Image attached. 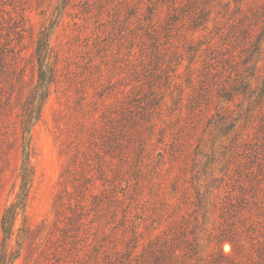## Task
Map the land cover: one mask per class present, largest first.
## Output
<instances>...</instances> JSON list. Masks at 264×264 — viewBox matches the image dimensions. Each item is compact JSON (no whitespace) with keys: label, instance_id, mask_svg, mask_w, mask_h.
Wrapping results in <instances>:
<instances>
[{"label":"trees","instance_id":"trees-1","mask_svg":"<svg viewBox=\"0 0 264 264\" xmlns=\"http://www.w3.org/2000/svg\"><path fill=\"white\" fill-rule=\"evenodd\" d=\"M109 1L113 15L125 8L135 18L132 44L138 48L140 59L134 74L139 79L140 67L145 81L130 91L122 90V96L104 109L95 103L92 109L85 96L79 97L80 115L74 122L77 139L67 144L66 135V151H61L66 159L55 198L60 209L56 211L54 230L48 233H58L57 247L49 259L55 261L47 264H64L61 260L70 254L72 264H264V0L253 1L246 8L240 6V0H234L233 8L231 0ZM71 2L57 0L55 16L37 35L36 84L21 107L19 187L0 219V264H14L22 247L30 248L35 235L43 230L41 226L32 229L26 214L34 175L31 130L55 83L50 40ZM195 34H200L198 39ZM5 36L0 22V78L6 71L8 52H12L10 39ZM124 39L129 44L126 36ZM169 40L190 43L193 58H200L195 76L197 89L190 96L185 119L192 124L197 113L204 115L206 106L216 111L206 122L203 136H208L200 137L192 150V144L173 128L172 121L164 128L153 121L155 118L165 124L163 111L171 109L166 105L167 94L173 106L177 104L169 90L176 85L175 71L160 48ZM158 80L167 94L156 92ZM220 99L224 106L218 102ZM0 116L2 119L1 112ZM247 127L254 130L253 137L246 133ZM169 131L172 142L168 145L160 141L154 154L151 137L164 138ZM215 138H220L218 144H213ZM207 143L211 146L209 152L200 153V145L207 147ZM159 144L163 147L158 148ZM187 146L188 163L183 168L179 163ZM165 155L171 168L175 165L181 170L174 179L194 184V198L189 201L182 189L181 202L191 203L202 217L205 213L201 210L208 207L219 211L217 232H209L207 239L197 233L202 229L196 216H182L178 223L164 220L170 226L148 236L145 245L141 243L144 232L140 225L150 220L152 224L144 228L156 224L153 231L175 209L161 191L169 173V167L159 168ZM222 182L230 190L222 191ZM144 188L148 189L146 196ZM172 190H176L174 185ZM83 238L87 250L81 253L79 242ZM13 239L17 248L11 251ZM223 242L231 245L229 255L221 250ZM46 250L40 252L44 260L48 259Z\"/></svg>","mask_w":264,"mask_h":264},{"label":"rangeland","instance_id":"rangeland-1","mask_svg":"<svg viewBox=\"0 0 264 264\" xmlns=\"http://www.w3.org/2000/svg\"><path fill=\"white\" fill-rule=\"evenodd\" d=\"M240 1V6L246 8L253 1L263 0ZM56 2L57 0H0V22L3 34L10 39L9 51H12L8 52L6 71L0 78V103H2L0 112L3 115L0 119V219L3 210L15 199L18 191L21 107L25 105V101L28 100L36 84L34 51L37 35L40 29L55 16ZM234 2L231 0V8L234 7ZM111 7L112 3L109 0H72L50 40L56 79L50 96L44 103L40 119L31 130L30 161L34 175L26 209L29 226L32 229L41 226L43 230L35 235L30 248L26 245L22 247L20 257L14 264H47L49 261H55L49 259L52 257L50 253L57 247L55 239L58 233L54 232L51 236L48 233L54 230L52 227L56 220V211L60 209V205L55 203V198L60 190L59 177L66 159L61 154L62 150L66 151L63 141L66 135L67 144L73 139L76 142L77 139L74 122L80 115L77 111L79 97L85 96L86 101L90 103L88 106L92 109L96 108L93 106L94 103L102 104L100 108L104 109L122 96V90L130 91L145 81L140 67L137 69L139 79H136L134 74V67L138 65L140 59L138 48L132 44L135 42V18L124 11L125 8H119L113 15ZM227 22L229 21L225 22V28ZM199 35L195 34L194 37L198 39ZM125 36L129 39V44L124 39ZM189 44L181 40H169L164 41L160 47L165 53L164 59L169 58L167 62L171 70L175 71L173 79L176 85L169 90H172L177 104L173 106L170 95L167 94L168 91L158 80L154 86L156 92L164 91L167 94L166 105L171 109L163 111L164 115L166 114L165 124L155 118L153 121L163 128L166 122L171 123L172 121L173 128L179 129L184 138L192 144L190 149L192 150L200 143V137L208 136L207 133L203 136L207 129L206 122L216 111L212 106H206L204 115L200 114L201 112L197 113L192 124L185 119L191 94L193 95L197 89L195 76L196 70L200 67V58L197 56L193 58ZM142 87L146 89L145 84ZM218 102L221 106L225 104L222 99ZM253 132L251 127L246 128V133L250 137H253ZM169 133L170 131L165 134L164 138L158 135L151 137L150 142L155 144L154 154L157 153V145L160 141L164 140L163 143H168V145L172 142V136ZM219 141L220 138H215L213 144H218ZM70 146L72 147V144ZM161 147L163 145L159 144L158 148ZM209 147H211L210 143H207V147H204V144L200 145V153L209 152ZM214 147L218 148L217 145ZM188 149V146L184 149L185 154L181 157L180 167L184 168V164L188 163L186 158ZM197 157L200 160L203 159L201 156ZM163 158L165 162L159 168L167 170L169 167V173L164 184V173H162L160 182L163 184V190L161 191L164 192L165 197H169L175 209L167 214L169 217L165 216L162 219L161 227L153 231L151 230L157 226L156 224L149 225L148 230H145L144 225L151 221L143 222L140 225V229L144 232L141 236L143 238L141 243L145 245L148 236L157 235L164 227L170 226L167 222L176 220L178 223L182 216L191 218L196 216L199 227L202 229L201 231L199 228L197 233L207 239L209 232H217L221 221L219 211L208 207L201 210L205 213V217H202V212H198L191 203L186 201V205L181 202L179 191L182 189L189 196V201L194 198L192 186L194 184L192 181L185 182V179H174V174H178L181 170L175 165L171 168L167 155ZM152 165L150 167H153ZM159 168L151 173L157 172ZM190 178L189 171H187V180L190 181ZM172 185L176 192L172 190ZM68 188L71 189V186ZM220 189L230 190L228 186H225V182L221 183ZM143 191V195L146 196L148 189L144 188ZM136 215L139 216V213ZM164 220L167 222L164 223ZM19 226L20 220L16 223V228ZM126 236L129 238L130 234ZM46 237H49L51 241H48ZM15 239L10 243L11 251L17 248ZM84 241L83 238L79 242L83 247L81 253L87 250ZM122 246L124 247V244ZM220 247L224 254L231 253V245L228 242H223ZM44 249H48L45 252L47 260H44L45 256L40 254ZM71 258L72 254L63 258L61 262L72 264Z\"/></svg>","mask_w":264,"mask_h":264}]
</instances>
